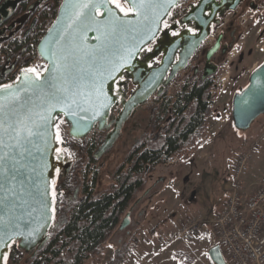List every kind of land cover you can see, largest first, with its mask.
Returning <instances> with one entry per match:
<instances>
[{"label": "water", "instance_id": "95a60500", "mask_svg": "<svg viewBox=\"0 0 264 264\" xmlns=\"http://www.w3.org/2000/svg\"><path fill=\"white\" fill-rule=\"evenodd\" d=\"M181 1L143 0L140 6L137 0L125 15L108 0H61L36 47L45 66L20 70L15 80L0 86V233L14 237L20 249L34 256L50 239L59 118L68 122L73 140L95 127L111 128L99 149V154L106 152L135 109L155 93L160 95L163 85L187 67L209 35L219 10L205 17L204 8L216 0H200L184 17L183 23H195L194 34L171 38L163 29L166 17ZM219 1L221 7L231 2L226 10L239 2ZM121 4L133 7L125 0ZM149 43H154L152 49L143 54ZM216 49L207 52L206 67H213L203 78L217 72L218 66L209 64ZM127 82L133 86L128 95ZM115 107L120 109L110 118ZM262 114L264 61L250 73L247 85L234 93L232 124L238 130L248 129ZM128 224L127 215L119 228ZM9 248L0 247V256ZM207 255L213 264H228L219 244Z\"/></svg>", "mask_w": 264, "mask_h": 264}, {"label": "rangeland", "instance_id": "374dc122", "mask_svg": "<svg viewBox=\"0 0 264 264\" xmlns=\"http://www.w3.org/2000/svg\"><path fill=\"white\" fill-rule=\"evenodd\" d=\"M259 3L258 10L246 11L242 16L236 17L235 24L242 32V36L227 55L224 63L219 66L216 74L209 80L210 98L208 104L214 113L204 119L205 129L201 137L192 139L190 145L180 155L158 165L157 170L166 168V172L169 170L171 175L175 174L176 170L181 171L182 167L188 170V181L191 179L190 176L193 177V180L187 183L190 185L188 196L181 189V194L178 192L176 187H180L179 183L176 187L167 186L165 199L168 203L161 205L165 208L161 215L167 214V216L166 219L161 218L162 221L159 222L160 213L155 209L157 202L154 200L149 204L147 202V206L143 205L145 201L143 203L141 201L146 197V193L145 191L139 192L137 200L126 209L118 226L105 241L101 252L97 256H89L81 264H108L112 256L131 242L134 239L132 238L133 234L139 231L140 240L138 243L136 242L137 249L130 251L124 264H209L207 251L213 246L211 245L212 241L218 244L217 233L211 220L228 195L231 171L236 157L240 153L250 150V164L245 176L248 184L252 183L248 182L247 177L250 170L252 180L264 176V114L256 118L250 127L244 130L236 129L231 120V102L234 93L247 85L250 73L264 61V0H259ZM58 6L55 2L52 12H57ZM230 15L228 14L226 18H229ZM49 24L47 23L45 26L44 32ZM31 55L32 53L29 54V58ZM33 61V64H43L42 59L35 52ZM190 73L191 68L181 71L170 84L163 100L154 94L145 103L138 106L131 114V118L129 117L130 120L127 124L135 122L132 138L123 141V136L119 132L113 146L104 152L98 160H91L89 166L85 163L91 152L86 154L87 149L84 148V142L92 139L93 143H96L98 134L91 131L83 139L74 142L69 140L70 137H66L71 151H74L75 156H79V161L71 172L75 183L70 186L68 192L72 195L75 188L80 185L81 191L78 199L84 195L83 184L85 185L92 178L94 168L98 164H103V166L100 171L97 170L93 179V193L107 190L113 183L116 172L122 165L124 166L127 157L137 144L154 137L158 129L163 127L164 122L159 120L163 114L160 110L162 103L170 99L173 101L175 96L182 92L184 86L190 87L198 84L197 79H190ZM132 90V84L127 82L126 94L128 95ZM115 110L113 109L111 112L110 118L116 116ZM95 129L97 128L95 127ZM68 130L69 124L65 119L63 135L67 136ZM110 130L111 128L101 131H105L106 136ZM105 136L101 137V144ZM195 170L198 172L197 174H195ZM250 178L249 180H251ZM177 192L178 195H176ZM64 198H60L55 203L53 200V207L56 208L53 224L67 219L71 208L74 207L68 197ZM177 202L182 204V209L172 211L177 207ZM140 207L146 210L144 215L139 214ZM127 215L129 224L120 229V223ZM181 217L200 223L194 234L180 235ZM148 223L156 225L158 233L154 236L148 235V240L143 242L144 237L146 238L144 236L145 226ZM157 223H159L158 226ZM55 231L51 233L50 237L55 234ZM7 256V264H30L32 252L20 249L16 243L15 246H10Z\"/></svg>", "mask_w": 264, "mask_h": 264}, {"label": "trees", "instance_id": "16d2710c", "mask_svg": "<svg viewBox=\"0 0 264 264\" xmlns=\"http://www.w3.org/2000/svg\"><path fill=\"white\" fill-rule=\"evenodd\" d=\"M55 2L59 5V0ZM55 14L53 11L46 15L39 37ZM209 91L210 82L207 80L184 86L173 101L163 102L160 109L163 114L159 118L164 122L163 127L154 137L137 144L107 190L93 193V186L85 188L84 198L72 209L66 222L54 232L45 247L31 257L30 264H81L89 256H97L126 209L137 200L139 192L146 190L156 166L180 155L192 139L201 137L205 129L204 119L214 113L208 104ZM148 195L145 194L146 197ZM152 231L158 233L155 228ZM139 233L135 232L134 239L116 252L108 264H124L130 251L137 249ZM215 243L212 241L211 245Z\"/></svg>", "mask_w": 264, "mask_h": 264}, {"label": "flooded vegetation", "instance_id": "af4514ba", "mask_svg": "<svg viewBox=\"0 0 264 264\" xmlns=\"http://www.w3.org/2000/svg\"><path fill=\"white\" fill-rule=\"evenodd\" d=\"M2 1L4 4L0 10V86L15 80L20 70H39L44 67V62L42 65H37L36 63L33 64V53L35 52L37 54V43L42 37L39 38L40 28L44 26L46 15L52 12L53 4L56 0H1V2ZM199 1L200 0H195L194 2L182 0L170 11L163 29L169 32L168 35L171 38H175L184 32H186L184 33L185 35L195 33V23L190 22L189 24H185L183 23V19L190 11V8L199 4ZM60 2L61 0H59V3ZM216 2L218 3L212 4L211 2H208L205 5L204 16L208 17L214 10H219L215 17L217 21L210 25L209 35L203 41L202 45L195 51L187 67L182 70L184 71L191 68L189 77L190 79H197V83L210 80L212 76L216 74L203 78L204 73L209 70V68L211 69L213 67H206L207 52L213 47L217 48L216 52L210 58L209 64H213L219 68V66L224 63L227 55L240 40L242 32L235 24L236 17L238 18L242 16L246 11H256L260 7L259 0H239L236 8L233 10L225 9L226 6L231 5L230 1L224 3L223 7L220 6L221 2L219 0H216ZM55 13L57 12L55 11ZM228 14L231 15L229 18H226ZM153 44L154 43H150L147 46L148 51L152 49ZM31 53V58H29V54ZM180 73L181 71L177 73L171 81L163 85L164 90L160 95L155 93L157 98L163 100L170 84ZM114 109H116L115 111L117 115L120 108L115 107ZM130 118L122 125L120 130V133L123 136V141L132 138V131L135 128V122L132 121L127 125ZM64 124L65 119L60 117L57 122V136H59V138H57L58 147L55 151L57 167L54 173L51 195L54 203L60 200V198L63 199L64 197H68V200H70L75 207L84 198L85 193L78 199L79 192L81 191L80 185L75 188L72 195L68 192L70 186L75 183L71 172L75 164L78 163L79 156H75L74 151H71V148L67 143L66 137H70L69 133L67 136H65V134L63 135L62 130ZM92 131H95L98 134L96 143H93L92 139L84 142V148L87 149L86 154L91 152V155H88V160L85 163V165L88 166L91 164V160H98L104 154H99V149L101 146V137H103V135L105 136V131L102 132L95 128ZM69 140L71 142L76 141L71 137ZM102 166L103 164H98V166L94 168L92 178H90L85 185L83 184L84 192L85 188L94 186L93 179L97 174V170L100 171ZM73 208H71V211ZM53 210L56 212L55 207H53ZM66 220L67 219L65 218L60 223H54L51 233L63 225ZM16 243L17 242L11 245L15 246Z\"/></svg>", "mask_w": 264, "mask_h": 264}, {"label": "built area", "instance_id": "2783aa9c", "mask_svg": "<svg viewBox=\"0 0 264 264\" xmlns=\"http://www.w3.org/2000/svg\"><path fill=\"white\" fill-rule=\"evenodd\" d=\"M147 52L145 46L143 54ZM249 153L250 150L236 157L229 195L211 220L229 264H264V176L247 183ZM181 224L180 235L194 234L200 226L191 219Z\"/></svg>", "mask_w": 264, "mask_h": 264}, {"label": "crops", "instance_id": "0c3cea01", "mask_svg": "<svg viewBox=\"0 0 264 264\" xmlns=\"http://www.w3.org/2000/svg\"><path fill=\"white\" fill-rule=\"evenodd\" d=\"M157 169H158V165L155 168V171L151 174V177L149 178V180L147 182V187H146L147 189L145 190V193L146 194L149 193V195L146 198H144V200H142V201L139 199L138 200L141 201V203H143L145 201V204H143V205H146V206H147V202L149 204L150 202L155 200V202H157L155 209L160 213V216L158 215L159 216L158 219L160 218V220H159V222H160V221H162L161 218H165L167 216V214L163 215V216L161 215L162 211L165 210V208L161 205H165L168 203L165 199V195L167 194L166 193L167 186L168 187L169 186H175L176 187V185L179 183V186L181 188L176 187L178 192L180 193L181 191H184L186 193V195L188 196V194L190 193V185L187 183L192 181L193 177L190 176L191 179H190V181H188V177H189L188 170H185L183 167H182L181 171L176 170L174 172L175 174L172 173V175L170 174L169 170H167V172H166V168H162L161 170H157ZM197 173L198 172L195 170V174H197ZM168 174H170V175H168ZM231 175H232V171H231ZM250 176H252L251 170L247 176L249 183L253 181L250 178ZM249 178L251 180H249ZM230 187H231V181H230V186H229V192H230ZM180 189H181V191H180ZM164 191H165V193H164ZM178 192L176 193V195L179 194ZM229 192H228V195H229ZM181 209H182V204L180 202H177V207L175 209H172V211L181 210ZM145 212H146V210L144 208H141V207L139 208V214L140 215H144ZM216 215H217V212L214 214V216L212 218L214 219L216 217ZM188 219L189 218L181 217L180 221L182 222V221L188 220ZM152 223L146 224V226H145L146 229L144 230V233H145L144 236H146V238L144 237V241L143 240H141V241L145 242L146 240H148V238H147L148 235L154 236L157 234V232L155 233L154 231H152V228H155L157 231L156 225H153ZM158 224L159 223H157V226H158ZM148 227H150V229H147ZM138 228L140 229V227H138Z\"/></svg>", "mask_w": 264, "mask_h": 264}, {"label": "snow or ice", "instance_id": "6c2138e0", "mask_svg": "<svg viewBox=\"0 0 264 264\" xmlns=\"http://www.w3.org/2000/svg\"><path fill=\"white\" fill-rule=\"evenodd\" d=\"M101 2H103V0H101ZM108 2L114 4L115 7L118 8L120 10V12H123L125 15H127L129 12H132L133 9L137 5V0H125V3H131L132 4L133 7H130V8H125L124 6H122L121 0H108ZM140 6H143V0H140ZM27 71H35V69H28ZM5 87H8V86H5ZM43 119H45L47 121L49 119V117H43ZM57 138H59V136H57ZM6 240H11L12 244L15 243L14 237L9 236L6 233H0V247L12 246L10 244H5ZM7 261H8V256L6 254L0 256V264H7Z\"/></svg>", "mask_w": 264, "mask_h": 264}]
</instances>
